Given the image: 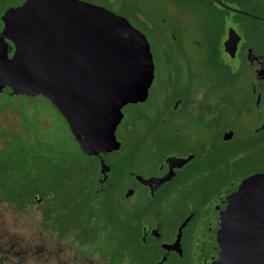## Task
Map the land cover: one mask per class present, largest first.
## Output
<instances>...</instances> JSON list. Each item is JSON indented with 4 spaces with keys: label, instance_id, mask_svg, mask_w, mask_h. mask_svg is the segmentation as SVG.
Instances as JSON below:
<instances>
[{
    "label": "rangeland",
    "instance_id": "rangeland-1",
    "mask_svg": "<svg viewBox=\"0 0 264 264\" xmlns=\"http://www.w3.org/2000/svg\"><path fill=\"white\" fill-rule=\"evenodd\" d=\"M83 1L124 16L146 37L153 62L146 98L121 107L117 138L123 147L109 156L132 150L139 169L138 161L145 157L152 164L166 152L191 150L201 162L192 164L193 174L161 202L150 203V211L141 203L131 204L133 196L120 197L123 187L116 183L89 215L93 156L78 149L46 98L0 92V179L25 169L27 226L41 229L33 194L42 199V225L56 227L55 235L63 236L59 248L66 241L70 254L88 253L91 261L84 258L83 264H155L160 252L150 246L149 236L146 244L140 242V222H156L155 241H170L188 210L200 206L223 182L264 170V81H253L241 53L230 58L221 47L230 26L240 44H252L264 54V0ZM181 97L176 116L159 123L158 109ZM223 126L232 133L229 139L221 137ZM14 194L22 195L19 188ZM190 224L194 222L181 229V254L169 253L160 264H197ZM44 233L51 235L43 229L41 237ZM68 255L64 250L61 257Z\"/></svg>",
    "mask_w": 264,
    "mask_h": 264
},
{
    "label": "water",
    "instance_id": "water-1",
    "mask_svg": "<svg viewBox=\"0 0 264 264\" xmlns=\"http://www.w3.org/2000/svg\"><path fill=\"white\" fill-rule=\"evenodd\" d=\"M3 20L13 50L0 44V92L46 98L86 155L117 148L121 107L145 99L153 77L144 34L83 0H20ZM238 38L229 26L223 46L230 55ZM205 210L193 238L197 264H264V170L225 185ZM187 218L165 249L179 247Z\"/></svg>",
    "mask_w": 264,
    "mask_h": 264
},
{
    "label": "flooded vegetation",
    "instance_id": "flooded-vegetation-1",
    "mask_svg": "<svg viewBox=\"0 0 264 264\" xmlns=\"http://www.w3.org/2000/svg\"><path fill=\"white\" fill-rule=\"evenodd\" d=\"M19 1L20 0H0V44L5 49H8V55L12 52L13 47L11 41L7 38V29L4 26L3 17L5 13L12 9ZM214 1L217 3L216 0ZM227 28L228 26L225 27L221 40V47L224 55L232 58L237 52L241 53L245 64L248 66V72L253 81L255 83L264 81V54L258 47H254L252 44H240L241 41L239 37L233 55H230L223 46V41L227 35ZM181 102L182 97L178 98L177 102L172 103L171 100L167 107L162 108L161 110L158 109V111H160L158 122L163 123L169 118L176 116V111ZM186 106H188V104H186ZM178 110H180V108ZM220 133L221 137L224 139H229L232 135L227 126H223ZM114 135L115 139L119 142L117 148L105 152L99 151L96 154H90L93 156L96 164V175L94 176V186L91 188L94 198L90 200L91 210L89 215L94 213L97 208L96 206L99 204L103 196L111 194L116 183L117 186L123 187L120 197L128 198L133 196L131 204H142L145 207V211H150V203L156 200L161 202L170 192L184 182L183 179L186 175L190 176L193 174L194 163L201 162V160L197 158L196 153L191 150L183 152H166L152 164L146 159V157L143 158L141 162L138 161V164H141L142 168V170H140L141 168L138 169L135 167L137 162L134 159L132 150L128 154L125 153L120 155L117 153V156H109L110 152L121 150L123 147L122 140L117 138V124L114 129ZM176 156L181 157V159H172V157ZM101 162L107 165L106 168L103 167V171H100ZM25 175V169L23 168L20 173L18 169L16 170V177H14V172L11 170L8 172L6 180L0 179V264H58V261H60L61 264H83L82 259L84 258L90 262L91 257H89L88 253L78 257L76 256V252L70 254V245L66 241H63V245L60 248L58 247V240L63 236L55 235L57 233L56 227L54 228L52 225H42L41 219L44 215L41 210L42 199L33 194L30 196L33 199L34 207H37L35 210L38 216L36 226L41 229L36 231L34 226H27V223L25 222V214L27 211L26 207L30 200L25 196ZM145 179H147V181H144ZM231 181L233 180L223 182L222 186H218L219 188L214 190L209 197L201 199L202 203L200 206L188 210L185 214L188 218L183 226L187 225L192 220L194 224H190L189 227L190 229L192 227L191 231L194 234L201 217L206 211L205 208L207 202L218 190ZM17 188H19L22 193L20 198H18L17 194H14ZM146 205L148 208H146ZM133 206L134 205H132V207ZM94 215H96V213ZM94 220L98 221L97 218ZM139 226L140 242L146 244L147 237L149 236V242H151L150 246H155L160 252L159 258L154 262L155 264L162 263L169 253L181 254L180 243L179 247L174 246L168 250L162 246L163 243H171L175 234L170 241L157 242L155 240L159 236V225H157L156 222H152L151 220L149 222L142 221ZM43 229L51 235L48 236L44 233L43 235H45V237H41L40 234H42ZM176 231L177 227L175 233ZM49 238L50 240L46 241V239ZM64 250L66 251V254H69L67 256L68 258L65 260L61 257ZM162 256H164V258L157 263Z\"/></svg>",
    "mask_w": 264,
    "mask_h": 264
},
{
    "label": "trees",
    "instance_id": "trees-1",
    "mask_svg": "<svg viewBox=\"0 0 264 264\" xmlns=\"http://www.w3.org/2000/svg\"><path fill=\"white\" fill-rule=\"evenodd\" d=\"M76 143V142H75ZM77 145V144H76Z\"/></svg>",
    "mask_w": 264,
    "mask_h": 264
}]
</instances>
